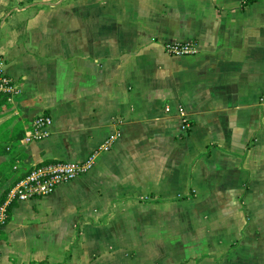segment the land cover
Instances as JSON below:
<instances>
[{
  "label": "crops",
  "instance_id": "1",
  "mask_svg": "<svg viewBox=\"0 0 264 264\" xmlns=\"http://www.w3.org/2000/svg\"><path fill=\"white\" fill-rule=\"evenodd\" d=\"M0 54L17 88L0 198L115 137L14 204L0 264H264V0H0ZM41 114L49 134L26 143Z\"/></svg>",
  "mask_w": 264,
  "mask_h": 264
},
{
  "label": "built area",
  "instance_id": "2",
  "mask_svg": "<svg viewBox=\"0 0 264 264\" xmlns=\"http://www.w3.org/2000/svg\"><path fill=\"white\" fill-rule=\"evenodd\" d=\"M165 50L171 55H192L197 53L196 43L170 42ZM5 58L0 54V95L8 101L16 94L14 80L5 72ZM53 124L50 115H38L32 129L26 132L23 139L26 143L45 138ZM115 142V137L107 139L97 150L91 152L83 161H58L37 165L30 169L25 176H20L8 189L4 203L0 206V225L6 222L7 207L19 202L51 195L63 183L75 180L81 174L87 173L94 166L97 157L104 151H109Z\"/></svg>",
  "mask_w": 264,
  "mask_h": 264
},
{
  "label": "trees",
  "instance_id": "3",
  "mask_svg": "<svg viewBox=\"0 0 264 264\" xmlns=\"http://www.w3.org/2000/svg\"><path fill=\"white\" fill-rule=\"evenodd\" d=\"M7 104V98L6 97H3V95H0V109L3 107V106H5ZM23 137H14V138H12V139H9L8 141L9 142H15V141H18V140H20V139H22ZM6 149L7 148H5V147H1L0 146V151L1 152H6ZM31 169V168H30ZM30 169H28V170H25V171H23L22 172V176H25L29 171H30ZM4 200H5V195H3L1 198H0V206L4 203ZM15 205L14 204H12V205H9L8 207H7V212H6V222L9 220V218H10V215H11V210H12V208L14 207ZM2 232L0 231V237L2 236ZM32 264H47V263H45V262H39V263H32Z\"/></svg>",
  "mask_w": 264,
  "mask_h": 264
},
{
  "label": "rangeland",
  "instance_id": "4",
  "mask_svg": "<svg viewBox=\"0 0 264 264\" xmlns=\"http://www.w3.org/2000/svg\"><path fill=\"white\" fill-rule=\"evenodd\" d=\"M7 102H8V101H7ZM2 108H4V106H3ZM2 108H1V109H2ZM1 109H0V110H1ZM5 196H6V195H5Z\"/></svg>",
  "mask_w": 264,
  "mask_h": 264
}]
</instances>
